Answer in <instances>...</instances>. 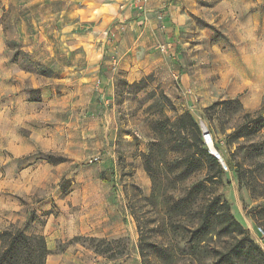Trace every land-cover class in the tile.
I'll use <instances>...</instances> for the list:
<instances>
[{"label": "rangeland", "instance_id": "rangeland-1", "mask_svg": "<svg viewBox=\"0 0 264 264\" xmlns=\"http://www.w3.org/2000/svg\"><path fill=\"white\" fill-rule=\"evenodd\" d=\"M162 3L0 0V229L43 234L46 264H142L137 223L147 264L211 263L213 247L241 236L214 228L196 242L211 193L264 251V0ZM101 33L120 60L136 58V78L116 68L110 89L97 85L106 75L84 49H104ZM184 111L210 130L221 177L175 142L169 125ZM113 195L121 214L81 230ZM243 255L238 264H256Z\"/></svg>", "mask_w": 264, "mask_h": 264}, {"label": "trees", "instance_id": "trees-1", "mask_svg": "<svg viewBox=\"0 0 264 264\" xmlns=\"http://www.w3.org/2000/svg\"><path fill=\"white\" fill-rule=\"evenodd\" d=\"M169 126L176 135L175 142L182 146L185 144L187 147L186 156H190V162L194 158L197 162L205 158L215 165V174L213 173L211 178L223 175L224 169L220 161L205 147H199V143L202 144V131L197 120L188 111L177 114ZM188 133H192L193 137L189 139ZM181 135L183 136L181 137ZM182 138H185V141H181ZM196 155L197 157H194ZM156 156H159V152L155 149ZM47 158L49 162H53L51 155H48ZM185 159L188 160V158ZM197 216V224L191 230L197 243L202 241V237L214 228L217 229L218 234L230 235L233 239L237 238V234H241L236 244L226 250L213 247L211 252L214 259L208 264H238L235 257L240 254L254 260L256 264H264L263 249L251 239L242 224L234 217L230 211V203L226 199H221L219 194L211 193L208 202L200 208ZM137 227L139 232L138 250L142 256V264H147L146 253L149 243H146V232L140 224L137 223ZM158 243L155 241L156 246ZM237 249L238 253L233 254ZM50 252L45 236L41 233H27L21 227L13 224L0 229V264H46V258Z\"/></svg>", "mask_w": 264, "mask_h": 264}, {"label": "crops", "instance_id": "crops-1", "mask_svg": "<svg viewBox=\"0 0 264 264\" xmlns=\"http://www.w3.org/2000/svg\"><path fill=\"white\" fill-rule=\"evenodd\" d=\"M35 1V0H34ZM126 2H130L129 0H125ZM31 2V1H30ZM163 0H147L145 6L146 7H153L155 5H162L163 3ZM113 5L112 4H109L108 7L109 9L112 7ZM165 18L163 19V28L166 30L168 29V27H166V23L168 22V19H169V14L166 15H163ZM124 26L123 25H114L112 26V28H110V36L111 38H114L116 40V42H118L117 40H120V37L124 31ZM101 38L104 39V43L102 44V48L104 49H84V52H85V55H86V58H87V61H88V64H92L94 67V64H97L101 71H103L105 73V77L104 75H97L94 80H98L100 81V83H102V85H106L108 84V89L111 88V85H113V82H112V73H114V71H112V69L110 70V67H109V57L112 55V54H115V56H117L118 58V65L116 66V70H121V71H126L127 72V77L129 79H134L136 78V74H138L136 71H135V65L133 63V60L135 61L136 58L134 57H131V58H127V59H121L120 60V55L123 54L120 50H123V49H117V52H114L112 51V49H105L107 48V44H108V40L107 37H106V34H105V37H103L102 33L100 34ZM146 52V51H145ZM121 53V54H119ZM155 53V52H154ZM153 52H147L146 53V61L145 62H149L150 60H152L154 62V65H151V66H145L144 69H143V72H148L150 69H153L155 68V61L153 59V55H155ZM131 63V64H129ZM134 71V72H133ZM136 72V73H135ZM135 75V76H134ZM73 188V187H72ZM111 205L109 204V207L107 208V212L105 213L103 211V204H100V208H99V213L96 214L95 213V217H92V220H89L88 218H86L87 220L85 221V225L82 224L80 229L81 230H96V229H101L103 227V225L105 224V222H108V219L113 218H117L118 215L121 214L122 210H121V206H117L115 205V198H114V195L111 196ZM107 220V221H105ZM121 224H119V222H116V229H119L121 230ZM71 228V227H70ZM106 229L108 230H116L114 229V227H111V226H108ZM117 232V231H115ZM96 233V232H94ZM49 248V247H48ZM50 249V248H49Z\"/></svg>", "mask_w": 264, "mask_h": 264}, {"label": "built area", "instance_id": "built-area-1", "mask_svg": "<svg viewBox=\"0 0 264 264\" xmlns=\"http://www.w3.org/2000/svg\"><path fill=\"white\" fill-rule=\"evenodd\" d=\"M130 3L139 6V7H144L147 0H129ZM117 66V59L115 56L112 57L111 59V65H110V69L115 70ZM97 85L100 84L99 79L97 80ZM202 141L207 145V146H211L213 147V138L212 135L210 133V131L204 127L202 129ZM212 154L222 163L223 167H225V163L221 160V155L219 154V152H217L214 148H212ZM97 158H94V160H96ZM257 234L260 237H264V230L261 227L257 228Z\"/></svg>", "mask_w": 264, "mask_h": 264}, {"label": "bare ground", "instance_id": "bare-ground-1", "mask_svg": "<svg viewBox=\"0 0 264 264\" xmlns=\"http://www.w3.org/2000/svg\"><path fill=\"white\" fill-rule=\"evenodd\" d=\"M214 148V147H213ZM215 149V148H214Z\"/></svg>", "mask_w": 264, "mask_h": 264}]
</instances>
